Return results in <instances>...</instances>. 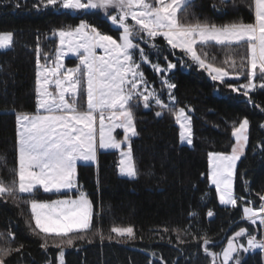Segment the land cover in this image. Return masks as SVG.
I'll use <instances>...</instances> for the list:
<instances>
[{"label": "trees", "instance_id": "1", "mask_svg": "<svg viewBox=\"0 0 264 264\" xmlns=\"http://www.w3.org/2000/svg\"><path fill=\"white\" fill-rule=\"evenodd\" d=\"M250 4L252 0H191L177 17L185 25L254 23ZM81 21L119 37L99 13L73 15L59 6L44 7L40 0H0V34L13 36L12 47L0 51V179L6 184L12 179L13 169L18 168L16 116L37 109V47L40 63L51 64L58 48L53 32L78 26ZM137 42L153 63L166 67L172 62L177 69L168 75L175 84L171 90L175 111L165 109L156 116L161 109L154 103L147 110L140 101L131 103L138 133L130 141L136 177L121 174L119 151L100 152L97 165H78V184L94 207L92 226L82 233L83 239L70 234L73 244H62L60 248L56 247L59 237L35 228L28 202L76 197L78 193L38 189L34 194L0 196V250H11L0 256L4 264H60L59 254L67 248L71 250L64 253L63 264H213L204 250L205 238L209 241L208 252L216 256L226 245L225 238L241 228L257 241L264 239L261 228L245 220L243 213L245 206L258 209L264 195V87L260 86L264 77L257 72L256 89L248 96L243 94L240 86L249 82L250 71L247 45L197 46L201 58L213 67L239 76L221 82L161 37L155 39L154 48ZM233 60L235 68L230 66ZM67 64L76 66L78 61L70 59ZM141 70L164 103H170L162 76L145 63H141ZM78 102L79 109L84 110L83 89ZM179 108L186 109L192 119V146L181 143L176 119ZM244 119L249 121V144L238 161L233 187L235 196L244 199H238L237 206L231 208L220 203L211 183L209 153L230 154L235 145L233 128ZM129 226L134 230L131 238L110 231L112 227ZM45 241L46 248L42 247ZM238 245L246 248L247 235ZM242 249L240 264H264L261 251L245 253ZM216 260L215 264H221L220 259Z\"/></svg>", "mask_w": 264, "mask_h": 264}, {"label": "snow or ice", "instance_id": "2", "mask_svg": "<svg viewBox=\"0 0 264 264\" xmlns=\"http://www.w3.org/2000/svg\"><path fill=\"white\" fill-rule=\"evenodd\" d=\"M187 2L188 0H40L44 7L59 6L61 9L80 13L102 10L113 30L120 34L118 38H113L84 21L75 27L55 30L53 36H58L60 46L56 60L62 61L67 53L74 54L80 61L75 68H64L62 62H54L53 68L41 65L40 49L37 47V110L35 114L20 113L16 116L18 168L13 169L12 179L7 184L0 179V196L34 194L41 188L44 192H60L76 187L77 161L96 160L97 139L98 146L102 149H121L124 145L127 151H121L120 172L130 177L137 175L131 158L130 141L138 135L131 102L142 101L145 108H149L150 102H154L161 109L155 115L160 116L165 109L175 111L176 101L171 91L175 84L164 78L161 80L162 85L168 89L170 103L166 104L141 70V63L150 64L157 73H167L175 65L167 62V66L162 68L159 63H152L144 48L140 43L134 42V39L154 48L156 37H163L172 49H181L198 67L209 72L213 80L221 82L229 76V72L222 67L205 63L195 46L198 43L201 46L215 43L227 47L246 44V61L250 66L249 82L240 88L248 96V90L255 87L252 79L257 72L264 77V0H252L250 4L255 14L254 23H232L221 27L180 23L177 13ZM109 9L114 14L109 13ZM129 17L135 22L133 25L127 23ZM11 44V33L0 34V49L9 48ZM97 50H101L102 54H98ZM45 59L47 60V56ZM244 63L245 58H242L241 66ZM230 66L235 68L236 62L231 61ZM50 85H54L55 92L49 91ZM260 86L264 87V84ZM82 89L86 96L84 110L76 106ZM176 119L182 129L181 141L191 144V117L185 113L184 108H179ZM247 127L248 120L244 119L238 127L233 128L232 135L236 143L230 154L209 153L211 182L216 186L221 204L236 207L237 200L244 199L234 195L233 177L236 162L248 140ZM118 128L123 129L122 140H117L113 135ZM260 199L264 200V196ZM28 203L35 228L43 234L59 237L60 243L56 245L58 248L62 244H73L70 234H78L83 239L82 233L92 226L93 204L83 192L76 199L43 202L32 199ZM243 213L253 224L259 219L264 225V216L260 215L264 213V204L258 209L245 206ZM212 215L209 211L208 216ZM110 231L119 237L131 238L134 235L130 226L112 227ZM246 235L248 248L264 249V239L257 241L255 236L247 234L246 229L241 228L235 233V237ZM208 243L205 238L204 250L215 264L216 254L208 252ZM47 246L45 241L42 247ZM239 247L244 248L243 245ZM248 248L244 250L247 251ZM10 251L0 250V256L7 255ZM235 251L236 247L229 240L228 247L223 250L221 264H227ZM59 255L60 264H63L62 250ZM0 264H4L2 258Z\"/></svg>", "mask_w": 264, "mask_h": 264}, {"label": "rangeland", "instance_id": "3", "mask_svg": "<svg viewBox=\"0 0 264 264\" xmlns=\"http://www.w3.org/2000/svg\"><path fill=\"white\" fill-rule=\"evenodd\" d=\"M64 10V9H63ZM64 11H68V12H70V13H72L73 15H84V14H91V13H99L103 18H105V14H104V12L102 11V10H92L91 12H88V13H80V12H75V11H72V10H64ZM109 11V13H113V10L112 9H109L108 10ZM179 12V11H178ZM114 14V13H113ZM177 16H178V13H177ZM106 19V18H105ZM106 20H108V19H106ZM109 21V20H108ZM109 23L111 24V22L109 21ZM127 23L128 24H130V25H133L135 22L134 21H132L131 20V18L129 17V19H128V21H127ZM89 24V23H88ZM90 25V24H89ZM92 27H95V28H97V30L98 31H100L102 34H107V35H110V34H108V33H105L104 31H102V30H99L98 29V27L97 26H95V25H91ZM112 26V25H111ZM120 34V33H119ZM112 36V35H111ZM57 38H58V36H57ZM113 38H115V37H113ZM156 38H160V36H158V37H156ZM161 38H163V37H161ZM164 39V38H163ZM137 40L138 39H134V42H136V43H138L137 42ZM165 40V39H164ZM166 41V40H165ZM167 42V41H166ZM12 44H13V36H12ZM12 44H11V46L9 47V48H6V49H0V51H6V50H8V49H10L11 47H12ZM198 45H200L199 43L195 46L196 47V51H197V46ZM141 46V45H140ZM59 38H58V48H57V51H56V54H55V60L51 63V64H42L41 63V65H45L47 68H53L54 67V62H62L63 63V65H64V68H75L76 66H78L79 65V57H77V56H75L74 54H71V53H67L66 55H64L63 56V58H62V61H57L56 60V57H57V52H58V49H59ZM142 47V46H141ZM143 48V47H142ZM177 50H181V49H179V48H176ZM144 51H145V49H144ZM182 51V50H181ZM97 52H98V54H102V51L101 50H97ZM146 53V52H145ZM198 53V52H197ZM147 54V53H146ZM186 55V54H185ZM187 56V58L188 59H190L191 61H192V59L190 58V56H188V55H186ZM70 59H74V60H77L78 61V64L75 66V65H73V66H71V65H68L67 64V61L68 60H70ZM148 59L151 61V59H150V57L148 56ZM152 62V61H151ZM193 62V61H192ZM153 63V62H152ZM172 63V62H171ZM194 63V62H193ZM205 63H208L206 60H205ZM145 64H147V63H145ZM172 64H174V63H172ZM195 64V63H194ZM147 65H149L150 67H151V65L150 64H147ZM175 65V64H174ZM195 65H197V64H195ZM161 66V65H160ZM162 68H164L163 66H161ZM152 68V67H151ZM200 68V67H199ZM153 69V68H152ZM177 68H176V65H175V67L174 68H172L170 71H168L167 73H157L156 71V73L158 74V75H160V76H162V78H164V79H167L168 81H169V79H168V75L170 74V73H172V72H174L175 70H176ZM200 69H202V70H204L203 68H200ZM154 70V69H153ZM37 71H38V69H37ZM207 72V71H206ZM208 74H209V72H207ZM163 74H166V76H163ZM210 77L212 78V76L210 75ZM239 78V76H235V75H231V74H229V76H227V77H225L224 78V81L225 80H236V79H238ZM43 79V78H42ZM216 81H220V80H216ZM252 83L255 85V87L254 88H252V89H249L248 90V94H250L251 92H253L255 89H256V87H257V83H256V76L252 79ZM151 85V84H150ZM152 87H153V85H151ZM49 87V91H53V92H55L56 90H55V88H54V85H50V86H48ZM243 92H244V90H243ZM158 93V92H157ZM161 98V97H160ZM162 99V98H161ZM78 100H79V96H78V98H77V107L79 108V102H78ZM132 102H134V101H132ZM131 102V103H132ZM142 104H143V102L142 101H140ZM152 103H154V102H150V105L152 104ZM144 107V106H143ZM144 109L145 110H147V109H149V108H145L144 107ZM185 113L188 115V116H190L189 114H188V112H187V110L185 109ZM105 123H107V121L105 122ZM178 123V122H177ZM178 125L180 126V123H178ZM98 127H99V124H98V121H97V132H98ZM135 127H136V124H135ZM181 131H182V129H181V127H180V133H181ZM191 131H192V143L191 144H188L186 141L185 142H182L181 141V143L182 144H184V145H189V146H192V144H193V126H192V119H191ZM113 135L114 136H116V138H117V140H122L123 139V129H120V128H118V129H116L115 130V132L113 133ZM246 135H247V137H248V140H247V143H246V145L244 146V148H243V152H242V154L240 155V158H242V156L244 155V153H245V151H246V149H247V147H248V144H249V121H248V127H247V132H246ZM233 138H234V140H235V143H236V139H235V137L233 136ZM180 140H181V138H180ZM127 151V148L124 146V145H122L121 146V149H114V148H108V149H102V148H100L99 146H98V139H97V148H96V151H97V154H96V157H97V155H98V153L100 152V151H119V153H120V160H121V151ZM131 158H132V162H133V155H132V151H131ZM239 158V159H240ZM93 163H96V160L95 161H77V164H76V172H77V167H78V165H80V164H93ZM134 163V162H133ZM135 166V165H134ZM123 175V174H122ZM124 177H128V178H134V177H130V176H127V175H123ZM235 176V175H234ZM136 177V176H135ZM210 177H211V164H210ZM75 183H76V187H79V189L78 190H76L75 188L76 187H74V188H72V189H67V190H62V191H60V192H72V191H74V192H76V193H78V195L76 196V197H73V196H70V197H65V198H61V199H68V198H72V199H76V198H78L79 197V195H80V193L81 192H83L82 191V189H80V186H79V184H78V181H77V175H76V179H75ZM212 183V182H211ZM233 187H234V178H233ZM41 190H43L42 188H41ZM52 193H56V192H52ZM84 193V192H83ZM21 195H28V193H20ZM219 194V193H218ZM86 195V194H85ZM264 196V195H263ZM87 197V196H86ZM88 198V197H87ZM89 199V198H88ZM57 200H59V199H57ZM262 204H264V200H263V202H262ZM250 207H252V206H250ZM231 208H234V207H231ZM253 208V207H252ZM255 209V208H254ZM93 211H94V207H93ZM260 215L261 216H264V213H260ZM245 220H247V221H249V222H251V220H249V219H247L246 217H245ZM35 221V220H34ZM251 224H253L252 222H251ZM253 225H255V226H259L260 228H261V233H262V236L264 237V225H262L261 223H260V220L259 219H257V223H255V224H253ZM116 235V234H115ZM117 236V235H116ZM119 237V236H118ZM125 237H127V236H125ZM233 237H235V234L232 236V237H230L229 239L227 238L226 239V241H227V243H226V245L224 246V248H223V250L225 249V248H227L228 247V242H229V240H232V242H233V244H234V246L236 247V251L235 252H233L232 253V257L228 260V262H227V264H237V261H238V264H240V257H239V255H240V251H239V249H242L241 247H239V245H238V242H239V240L241 239V238H243L244 236H241V237H235V239H233ZM122 238H124V237H122ZM263 239V238H262ZM113 240H115V241H119V239L118 238H115V239H113ZM246 248H248V244H247V246H246ZM67 249H69V248H67ZM67 249H65L64 250V252H63V255H64V253L65 252H67L66 250ZM223 250H222V252L220 253V255H218V256H216V259L218 258V259H220L221 260V262H222V260H223V255H222V253H223ZM243 251L242 252H252V251H255V250H258V251H261L263 254H264V249H261V248H248V250L247 251H245L244 250V248L242 249ZM215 259V263H216V260Z\"/></svg>", "mask_w": 264, "mask_h": 264}, {"label": "crops", "instance_id": "4", "mask_svg": "<svg viewBox=\"0 0 264 264\" xmlns=\"http://www.w3.org/2000/svg\"><path fill=\"white\" fill-rule=\"evenodd\" d=\"M189 1H191V0H188V2H189ZM188 2H187V3H188ZM187 3H185V4L183 5V7H184ZM183 7H182V8H183ZM182 8H181V9H182ZM181 9H180V10H181ZM180 10H179V11H180ZM36 110H37V109H36ZM35 113H36V112H35ZM35 113H31V114H35ZM100 152H103V151H100ZM100 152H99V153H100ZM99 153H98V155H99ZM96 154H97V151H96ZM98 155H97V157H96V163H93L92 165H97V163H98ZM238 161H239V160H237V162H236L235 171H236V168H237V165H238ZM234 175H235V174H234ZM233 178H234V177H233ZM212 185L216 188V186H215L214 184H212ZM51 193H52V192H51ZM22 194H23V193H22ZM234 195H235V194H234ZM224 205H225V204H224ZM225 206H227V207H233V206H231V205H225ZM256 223H257V221H256Z\"/></svg>", "mask_w": 264, "mask_h": 264}, {"label": "water", "instance_id": "5", "mask_svg": "<svg viewBox=\"0 0 264 264\" xmlns=\"http://www.w3.org/2000/svg\"><path fill=\"white\" fill-rule=\"evenodd\" d=\"M228 238V236L225 238V239H227ZM73 249H81V248H73ZM71 249L69 248V249H67L66 251H70ZM64 256V255H63ZM158 260V259H157ZM65 264V263H64Z\"/></svg>", "mask_w": 264, "mask_h": 264}, {"label": "built area", "instance_id": "6", "mask_svg": "<svg viewBox=\"0 0 264 264\" xmlns=\"http://www.w3.org/2000/svg\"><path fill=\"white\" fill-rule=\"evenodd\" d=\"M79 189V187L78 188H76V190H78ZM80 189H81V187H80Z\"/></svg>", "mask_w": 264, "mask_h": 264}]
</instances>
